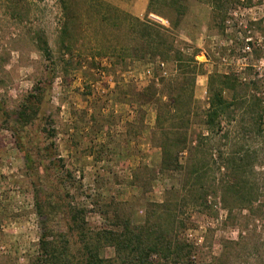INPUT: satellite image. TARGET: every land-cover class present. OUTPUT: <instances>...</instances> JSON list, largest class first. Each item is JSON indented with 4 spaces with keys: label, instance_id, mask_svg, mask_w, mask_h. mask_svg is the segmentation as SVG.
Masks as SVG:
<instances>
[{
    "label": "rangeland",
    "instance_id": "obj_1",
    "mask_svg": "<svg viewBox=\"0 0 264 264\" xmlns=\"http://www.w3.org/2000/svg\"><path fill=\"white\" fill-rule=\"evenodd\" d=\"M213 1L191 0L196 25L173 35L196 53L195 75L149 54L156 44L143 50L127 15L143 19L149 0H0V264H43L46 234L81 261L85 232L141 223L174 190L190 260L264 264V0ZM214 70L241 82L223 130L204 139ZM153 81L158 92L142 104L132 91ZM178 94L198 115L162 106ZM183 123L186 147L199 145L191 159L187 148L175 154ZM164 146L178 159L168 167ZM103 242L100 256L114 257Z\"/></svg>",
    "mask_w": 264,
    "mask_h": 264
},
{
    "label": "trees",
    "instance_id": "obj_2",
    "mask_svg": "<svg viewBox=\"0 0 264 264\" xmlns=\"http://www.w3.org/2000/svg\"><path fill=\"white\" fill-rule=\"evenodd\" d=\"M215 1V0H214ZM213 1V2H214ZM217 1V0H216ZM191 0H149L147 12L143 19L134 18L127 15L133 21L139 39L142 41L141 46L146 50V45L152 47L156 44L157 48L164 47L163 51H150L154 57H161V52L167 55L176 62L177 66L184 70L183 66L188 63L192 68L191 72L197 74L198 65H201L196 59V53H190L187 48H182L177 45L173 35L178 30H190L189 25L196 21L189 19L190 12L187 6L190 5ZM209 4H207L208 6ZM211 6V5H210ZM212 13H215V6L210 7ZM218 8V2H217ZM223 8L221 3L220 9ZM151 14H155L167 20L168 25H164L156 20L150 18ZM175 40V41H174ZM251 46V43H250ZM249 46V48H251ZM129 50V48H128ZM150 50V49H149ZM148 53V52H147ZM172 54V55H170ZM162 64L164 61H161ZM196 76L192 79V84H195ZM241 82L239 77L233 73H219L214 70L209 75L208 83V105L203 113V125L207 127V135L202 136L204 139H210L213 132L223 130V117L228 109L235 103V98L232 97L231 86ZM157 83L153 81L148 87L139 91L134 89L133 95H137L139 100L145 103L146 96L153 97L157 94ZM236 86V85H235ZM150 90L151 93H145ZM153 94V95H152ZM191 100L195 99L194 91L189 93ZM137 98V99H138ZM161 109V101H156ZM234 102V103H233ZM183 95L171 97L170 102L162 103V106L173 110L176 114L181 115L182 118L188 115L197 114L194 111L192 103L186 102L184 104ZM190 108L186 110V107ZM20 119L22 124H29L31 119L28 115V106H24L20 112ZM160 116L157 117V123ZM264 121V114H260V122ZM179 132H177V142L182 144V147L175 148V154H179L183 149L187 148L188 131L185 124H181ZM185 128V129H184ZM203 134V133H201ZM192 143L194 140L192 139ZM197 146L187 148L191 159V151L197 149ZM163 167H168L172 162H178L177 157L173 154V150L163 147ZM200 163H196V167ZM229 168V167H224ZM199 173L198 168L195 169ZM173 199L170 196L166 201L154 204L147 212L146 219L141 223H134L130 217L126 219H119L116 227L112 229H103L102 231L86 233L84 226H81L82 232H85L82 238L84 242L83 250L85 256L81 261L73 262L71 259H66L65 254L61 252L57 240H48V235L41 237V260L43 264H215L214 263H195L190 260L192 246L181 240L178 236L179 228L184 224L181 215L179 202V191L174 190ZM254 200L249 201V205L254 204ZM75 220H76V215ZM118 218V217H117ZM101 240H104L103 246L111 245L115 249V256L112 258H102L99 254V248L102 246ZM101 244V245H100ZM67 257V256H66ZM68 258V257H67Z\"/></svg>",
    "mask_w": 264,
    "mask_h": 264
},
{
    "label": "built area",
    "instance_id": "obj_3",
    "mask_svg": "<svg viewBox=\"0 0 264 264\" xmlns=\"http://www.w3.org/2000/svg\"><path fill=\"white\" fill-rule=\"evenodd\" d=\"M164 74H166V72H164Z\"/></svg>",
    "mask_w": 264,
    "mask_h": 264
}]
</instances>
